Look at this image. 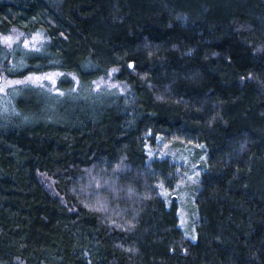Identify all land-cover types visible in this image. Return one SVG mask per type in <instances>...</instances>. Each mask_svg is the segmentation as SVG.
I'll use <instances>...</instances> for the list:
<instances>
[{
  "label": "trees",
  "instance_id": "obj_1",
  "mask_svg": "<svg viewBox=\"0 0 264 264\" xmlns=\"http://www.w3.org/2000/svg\"><path fill=\"white\" fill-rule=\"evenodd\" d=\"M13 28L47 41L7 75L63 95L0 112V264H264V0H0ZM112 69L127 91L94 93ZM157 140L199 160L195 240Z\"/></svg>",
  "mask_w": 264,
  "mask_h": 264
},
{
  "label": "rangeland",
  "instance_id": "obj_2",
  "mask_svg": "<svg viewBox=\"0 0 264 264\" xmlns=\"http://www.w3.org/2000/svg\"><path fill=\"white\" fill-rule=\"evenodd\" d=\"M46 41L43 33L25 35L14 28L8 34L0 35V43L8 55V58L0 65V112H9L12 109V97L22 87H36L50 95H63V92L57 88V82L63 76L58 71L39 74L32 73L23 78L9 77L6 73V69L16 68L17 66L14 54L24 52L23 56H26L29 52L39 51ZM115 71L112 69L108 72L107 76L96 80L92 85V91L94 93L98 91L125 93L127 86L114 80ZM71 78L75 85H77V79L74 76H71ZM155 143V145L147 144L146 146V152L150 159L169 158L181 164L184 168L181 182L175 190L172 192L163 191L161 195L166 201H169L171 197L176 200L178 204L179 226L187 238L195 240L194 225L197 221V216L194 211L193 196L199 182V160L190 150L172 149L165 146L159 140ZM201 158L200 161L203 160L202 155ZM40 180L50 193L58 196L49 177L40 175ZM98 205V202L93 204L95 207H98Z\"/></svg>",
  "mask_w": 264,
  "mask_h": 264
}]
</instances>
